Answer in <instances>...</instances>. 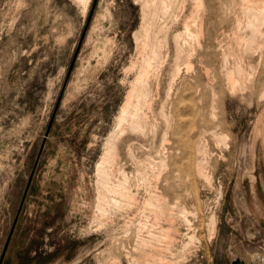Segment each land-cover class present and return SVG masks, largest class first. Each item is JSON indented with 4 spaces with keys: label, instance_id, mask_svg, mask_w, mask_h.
<instances>
[{
    "label": "rangeland",
    "instance_id": "1",
    "mask_svg": "<svg viewBox=\"0 0 264 264\" xmlns=\"http://www.w3.org/2000/svg\"><path fill=\"white\" fill-rule=\"evenodd\" d=\"M81 7L74 0H0V264H130L137 229L145 239L158 234L142 208L131 212L132 223L112 213L105 228L92 227L96 163L135 77L133 33L142 11L137 0H92L87 14ZM256 64L261 82L254 88L248 81L233 93L217 79L185 117L187 127L203 132L210 180L179 161L174 189H164L177 207L175 242L165 252L174 264H264V71ZM158 118L157 130L143 137H118L117 151L126 154L133 141L146 165L162 143ZM173 130L174 147H167L183 152L187 137ZM222 133L227 140L219 143Z\"/></svg>",
    "mask_w": 264,
    "mask_h": 264
},
{
    "label": "bare ground",
    "instance_id": "2",
    "mask_svg": "<svg viewBox=\"0 0 264 264\" xmlns=\"http://www.w3.org/2000/svg\"><path fill=\"white\" fill-rule=\"evenodd\" d=\"M74 1L86 13L92 0ZM137 3L141 5L142 22L133 38L139 61L130 67L136 71L135 77L117 125L96 163V198L91 220L92 227L97 226L98 231L108 225L112 213L121 214L129 224L133 220L131 212L135 208L144 209V218L151 219L147 214L152 216L158 234L152 230L150 239H145L138 228L131 250H127L126 242L121 243L128 252L126 258L130 264H140L141 258L145 264H174L165 257V252L175 242L172 224L178 217L174 213L177 207L168 201L164 189H174L173 178L179 161L190 167L192 174L210 180L205 158L201 157L204 151L199 139L203 132L197 134L198 131L187 127L185 123L191 121L185 117L196 109V100H205L207 89H213L217 79L226 82L233 93L248 81L252 88L257 81L261 82L260 78L256 79L258 75H253L254 62L264 71V0H137ZM156 106H159L157 115ZM157 116L164 122L162 143L156 156L147 158L146 165L135 154L133 141L126 145V154L117 151V138L122 134L129 132L143 137L149 129L157 130ZM171 128L187 137L183 152H179L181 147L177 145V149L167 147ZM177 132L174 135L178 137ZM217 136L219 143L227 140L223 133ZM132 164L138 167L129 172L127 168ZM180 213L191 227L187 209L180 208ZM216 216L210 218L211 234L217 228ZM163 220L169 223L168 227L163 225ZM195 233L189 237L191 241L196 239Z\"/></svg>",
    "mask_w": 264,
    "mask_h": 264
},
{
    "label": "water",
    "instance_id": "3",
    "mask_svg": "<svg viewBox=\"0 0 264 264\" xmlns=\"http://www.w3.org/2000/svg\"><path fill=\"white\" fill-rule=\"evenodd\" d=\"M31 180H32V178H31ZM30 183H31V181H30ZM7 248H8V245L6 246V249H5V252H4V255H3V258H4V256H5V253H6ZM3 258H2V260H3ZM232 264H246V263H245V261L242 260L241 258H236V259H234V260L232 261Z\"/></svg>",
    "mask_w": 264,
    "mask_h": 264
}]
</instances>
